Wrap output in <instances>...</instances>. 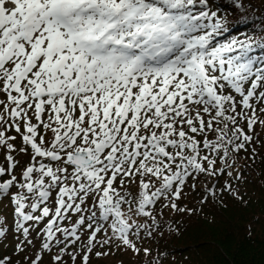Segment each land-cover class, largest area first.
<instances>
[{
    "label": "snow or ice",
    "instance_id": "6c2138e0",
    "mask_svg": "<svg viewBox=\"0 0 264 264\" xmlns=\"http://www.w3.org/2000/svg\"><path fill=\"white\" fill-rule=\"evenodd\" d=\"M227 2L0 0V243L17 240L0 264H91L113 244L149 256L156 206L191 214L185 186L223 178L242 199L232 181L264 130V11Z\"/></svg>",
    "mask_w": 264,
    "mask_h": 264
},
{
    "label": "trees",
    "instance_id": "16d2710c",
    "mask_svg": "<svg viewBox=\"0 0 264 264\" xmlns=\"http://www.w3.org/2000/svg\"><path fill=\"white\" fill-rule=\"evenodd\" d=\"M252 4L259 9L255 13L259 16L264 11V4L261 0H252ZM215 5L213 10L218 11L219 15L231 12L227 0H215ZM238 31L252 32V24L234 27L230 34ZM229 37L228 34L218 38L224 41ZM255 53L264 55L260 50ZM255 146V160L239 161L242 167L247 165L243 167L242 174L248 171L253 174L242 180L241 200L229 194L221 195L217 190L216 200L209 197L207 202L201 203L205 187L197 184L196 189L192 190L185 186L190 193L186 201L181 198L179 205L191 209V214L170 210L172 216L161 222L160 231L152 237L145 235L142 238L141 249H150L151 255L145 256L141 251L139 256L132 254V258L122 264H151L157 256L162 264H264V141ZM213 184L219 187L215 179L210 180L209 187ZM197 192L199 198L196 197ZM7 207V204L0 207V213ZM168 225L176 231H169ZM94 262L96 260L91 264ZM115 262H118L116 258L109 264Z\"/></svg>",
    "mask_w": 264,
    "mask_h": 264
},
{
    "label": "rangeland",
    "instance_id": "374dc122",
    "mask_svg": "<svg viewBox=\"0 0 264 264\" xmlns=\"http://www.w3.org/2000/svg\"><path fill=\"white\" fill-rule=\"evenodd\" d=\"M238 32H240V31H238ZM258 131L260 132V138L256 144L259 143L261 145V143L264 141V130L258 129ZM255 147L257 148V146H255ZM0 163H3L2 159H0ZM252 175L253 174L250 173V171H248L247 173L242 174V179L240 181H232L233 187L239 193V195H241L243 192V185H242L243 178H245L246 176L249 177ZM211 179H214V178H203L200 180V182L198 184H202L203 187H205L206 185L209 186ZM223 182H224V179L222 178L218 183L219 184V187H217L218 191H220V188L223 185ZM133 191H135L134 188H133ZM188 191L189 190H186V187H185L183 197H182V201H186L188 199L187 195H189V193H190V192L188 193ZM224 194L226 195L228 193L225 192L222 195H224ZM196 197L197 198L200 197V194L198 192L196 194ZM5 204H7V202H5ZM179 204H180V202H179ZM9 209H10V207H7L5 211L0 213V215L6 216L8 218V220L11 222V220H12L11 209H10V212L8 211ZM162 210H163V216L161 217V216H159V212L161 211V205L158 204L156 206V209H155V214H157V218L160 220V223L164 222L166 219H169V217L172 216L170 209L163 208ZM137 219H140V221L143 222V218H137ZM72 220H75V216H72ZM43 226H44V223L39 228H43ZM63 226L70 227L71 226L70 221L65 220L63 223ZM37 231H39V229L32 231V235L30 237L31 239H33V243L36 247L28 249L25 254H21V257L17 256L14 260L24 261V255L33 256L35 254L36 249H38L39 245H40V239L37 237ZM98 238H102V234H99ZM16 243H17V240L14 239L11 234H9L8 239L4 243H0V256L12 255L13 254V248H14ZM142 245H143V241L141 239L138 242V247L142 248ZM98 250H100V249H98ZM111 252L113 254L106 256V257L96 258L95 256H93L91 262L96 260V262H94L93 264H96V263H98V264H101V263L102 264H109L111 262H114V260L116 258V260H118V262L117 263L115 262V264H122L123 261H125L127 259L129 260L132 258V253L130 251L125 252V251L117 250L115 244L112 245ZM112 256H114V257H112ZM44 264H49V256L48 255H45V257H44Z\"/></svg>",
    "mask_w": 264,
    "mask_h": 264
}]
</instances>
